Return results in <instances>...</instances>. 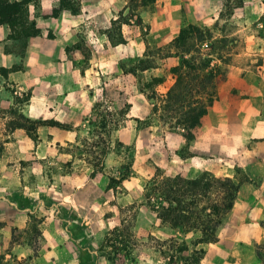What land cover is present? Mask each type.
<instances>
[{
	"label": "crops",
	"instance_id": "0c3cea01",
	"mask_svg": "<svg viewBox=\"0 0 264 264\" xmlns=\"http://www.w3.org/2000/svg\"><path fill=\"white\" fill-rule=\"evenodd\" d=\"M58 3H29L39 33L26 39L10 38L9 27L0 24V108L14 105V95L29 92L28 102L20 109L26 117L67 125L44 126L50 138H39L28 155L26 147L33 141L22 128L5 136L9 139L0 152V254L19 260L32 257L24 264L99 263L102 216L116 206L102 199L108 190L104 177L109 178L106 169L114 159L113 151L106 154L103 171L93 177L88 170H73L69 154V171L52 176L27 171L22 161L40 164L55 155L57 146L76 142L81 131L89 133L94 104L104 99L112 112L126 110L122 124L107 125L109 138L137 147L133 160L141 172L148 175L159 170L164 176L185 178L208 173L239 184L233 207L217 229V241L196 245L205 250L201 264H264L257 253V247L264 245V64L257 71L230 64L226 78L216 83L214 101L186 153L179 131L159 132L154 117L141 123L150 118L157 102L154 92L164 95L174 84L171 68L180 60L172 48L169 55L150 64L145 53L152 45L149 36L157 33L162 37L160 45H166L182 25L174 26L171 19H164L167 13L142 5L138 10L141 25L122 24L123 40L111 42L105 29L117 15L129 12L128 0H79L78 11L63 8L52 16ZM131 60L132 70L127 69ZM145 63L149 66L144 67ZM31 215L40 219L36 256L24 240ZM154 219L147 235L158 239L180 235L161 226L155 215ZM13 229L21 230L19 240L13 239ZM199 236L189 232L184 239L194 247L191 242Z\"/></svg>",
	"mask_w": 264,
	"mask_h": 264
},
{
	"label": "trees",
	"instance_id": "16d2710c",
	"mask_svg": "<svg viewBox=\"0 0 264 264\" xmlns=\"http://www.w3.org/2000/svg\"><path fill=\"white\" fill-rule=\"evenodd\" d=\"M31 1L0 0V24H6L9 27L10 38L26 39L39 33L35 19L29 11ZM133 1L135 0H128L129 10V3ZM147 2L149 1L140 0V5H145ZM78 4L79 0H59L58 5L53 7L51 15L56 16L63 8L76 12ZM119 16L123 17L121 13ZM107 36L111 42L123 40L121 35L118 40L108 34ZM227 42L224 36L214 37L211 30L189 24L182 28L169 44V48H174L176 55L180 56L179 63L171 68L175 82L164 95L154 92V97L158 99L152 107L150 118L145 122L149 123L154 117L158 120L159 132L163 129L179 131L187 144L186 153H190L188 147L195 138V130L214 101L217 81L226 78L230 70L232 54L226 51ZM170 53L167 52L165 56ZM215 58L219 62L213 63ZM148 66V63L144 64V67ZM2 71L6 70L2 69ZM96 105L93 110L96 109ZM10 112L14 118L6 122L7 133L15 128H22L28 134L35 133L34 127L38 121H48L44 125L59 128L67 126L65 123L53 120H31L17 109H11ZM125 113L126 110L122 108L117 112L109 110L106 114H99L101 116L97 127L99 130H95L94 134L97 140H92L90 144L87 138L84 140L88 144L86 153L91 156L90 159L85 158L84 160L92 169L90 173L92 177L103 171L104 159L110 149L107 122H112L110 119L112 116L121 117ZM107 116L108 121L105 119ZM136 120L140 122L139 119ZM113 123L118 125L119 121L115 120ZM35 137H37L36 134ZM5 141L6 139L0 142V152ZM117 145L122 146V143L117 142ZM131 162L122 166L126 172H122L119 178H109L107 188L117 186L123 188L121 184L128 179L126 174L130 172ZM66 164L69 166L71 162L68 161ZM238 187L239 184L232 178L215 177L208 173H202L195 178H185L181 175L164 176L157 172L145 183L142 190V202L156 216L161 226L175 229L180 235L158 239L148 234L144 241V238L135 232V215L128 214L134 206H119V213L125 215L105 231L97 255L110 264H125L128 260H134L141 253L142 248L154 243L149 248L160 256L164 264H201L205 250L203 247L196 248V245L217 241V229L233 207ZM108 215L105 213L104 217ZM30 218L38 223L40 221L32 215ZM33 229L39 236L37 226ZM15 231L19 230L13 229V233ZM189 232H198L200 235L191 242L194 247H191L184 239L185 234ZM29 244L32 245L33 256H36L38 237L33 244ZM31 258L22 259L14 264H24ZM0 264H8L3 254H0Z\"/></svg>",
	"mask_w": 264,
	"mask_h": 264
},
{
	"label": "rangeland",
	"instance_id": "374dc122",
	"mask_svg": "<svg viewBox=\"0 0 264 264\" xmlns=\"http://www.w3.org/2000/svg\"><path fill=\"white\" fill-rule=\"evenodd\" d=\"M145 5H150L153 11L165 12V17L172 20L174 26L177 25V22L182 25V27H187L189 24L197 25L203 29H209L215 35H222L228 40L226 51L231 53L230 62L232 65H238L242 68L257 71V68L264 64V0H148ZM129 14L126 16L117 15L115 19L112 20L111 26L105 29L106 33L113 37L114 39H119L121 25L122 24H131V21L137 25H141L140 18L138 17V10L142 7L140 5V0H135L131 3ZM161 20L156 19L157 23H160ZM181 27V28H182ZM142 33H147V31H142ZM152 35L149 36V39L152 43L150 49H147L145 53L149 55L147 59L148 62H151L152 65L156 64L157 61H160L167 52H171L172 48H169L168 43L166 45H160V38L157 33L152 32ZM219 38V37H217ZM174 50V48H173ZM137 52V47L135 48ZM84 53L89 57V52ZM132 60L129 62V67L127 69H133ZM11 89L10 86H8ZM14 105L6 108H0V142L4 139L8 140L9 138L5 137L7 132L5 128L7 126L6 122L12 120L14 117L11 115V109H20L28 102L30 98L29 92H21V94L14 95ZM96 109H92V114L89 116V121L92 124L91 131L85 133L81 131L80 135L77 137V141L68 144H62L55 148V155L47 159L40 160V164H31V161H22L23 165L26 166V170L30 171L31 169L36 171H42L49 176L56 174L67 173L70 169V166L66 164L67 158L69 155L72 156V161L74 165L71 167L73 170L80 171L88 170L90 173L92 171L91 167L85 162V158L90 159L91 156L86 153L88 144L84 141L88 139V143L93 142L92 140H97L94 136L95 130H99L97 127L101 116L99 114H106L109 112V102L102 99L99 102H96ZM94 104V105H95ZM126 118V114L123 116L115 115L111 117V121H108L110 126L115 120H118V124H122L123 119ZM49 120L43 118L31 119L34 121ZM46 122L38 121L34 129L35 133L28 134L24 129L27 136L33 141V145L26 147V154H30L33 151L34 145L37 143L39 138L49 139L47 129L44 126ZM145 123V121L141 122ZM107 129V127H106ZM108 130V129H107ZM9 133V132H8ZM35 134L37 137H35ZM105 137L106 135L103 134ZM108 135V134H107ZM100 148H98L99 150ZM137 147L135 146H119L117 142L110 140V149L113 151L112 156L113 160L108 161V168L106 169L107 177L119 178L124 169L122 166L127 165L131 161L130 172L126 174L129 181L124 180L121 184L122 187H112L105 189L102 199L103 201H109L111 204L115 203L112 206L111 210L107 211L108 217L103 218L104 229L103 234L109 228H111L115 223L119 221V218L125 214H121L118 211L119 206H129L133 205L134 207L130 209L128 214H134L136 218V234L141 238L146 240L147 230L154 219V214L146 207L142 202V190L145 183L148 179L159 172L155 170L151 174L146 175L141 172V168L138 165H135V151ZM69 154V155H68ZM80 159V160H79ZM134 159V160H133ZM82 160V161H81ZM134 162V165L132 164ZM88 165V166H87ZM137 166V167H135ZM88 168V169H86ZM132 171V172H131ZM161 174V173H160ZM103 178V177H102ZM109 178L104 177L109 183ZM99 184V183H98ZM114 196V199L112 197ZM102 211L98 212V215H101ZM126 214V215H128ZM34 218H37L33 216ZM95 218V217H92ZM38 219V218H37ZM37 226L38 222L31 220L29 227L27 229V235L24 237L25 241L28 243L34 242L38 233L34 231L33 228ZM21 235V230L14 232V240H19ZM152 244L142 248L141 253L134 259L128 260L125 264H164L160 256L154 252L152 248H149ZM257 253L261 255L264 261V245L257 247ZM5 262L8 264H14L20 262L19 259H10L4 256ZM60 264V263H58ZM98 264H110L104 258H100Z\"/></svg>",
	"mask_w": 264,
	"mask_h": 264
}]
</instances>
